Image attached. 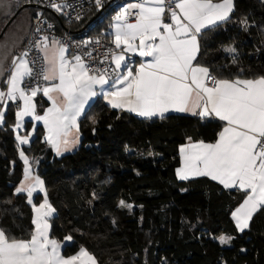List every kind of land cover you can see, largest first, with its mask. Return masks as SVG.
<instances>
[{"label":"trees","instance_id":"trees-1","mask_svg":"<svg viewBox=\"0 0 264 264\" xmlns=\"http://www.w3.org/2000/svg\"><path fill=\"white\" fill-rule=\"evenodd\" d=\"M18 1L19 6L29 3ZM199 44L197 61L217 78L264 77V0H234L230 19L204 30ZM5 87L3 80L1 90ZM36 101L41 113L46 103L40 97ZM15 122L10 105L0 127V229L29 240L34 211L27 194L16 193L24 165ZM78 126L80 144L71 153L55 155L40 127L21 147L25 155L40 159L37 173L55 209L50 237L58 242L72 238L62 256L83 248L97 264H264V208L247 230L238 232L231 215L245 194L206 177L181 181L176 175L180 147L214 142L221 129L217 120L142 119L98 101ZM44 198L36 194L33 203ZM121 201L131 210L120 207ZM224 235L232 238L229 247L219 243Z\"/></svg>","mask_w":264,"mask_h":264},{"label":"snow or ice","instance_id":"snow-or-ice-1","mask_svg":"<svg viewBox=\"0 0 264 264\" xmlns=\"http://www.w3.org/2000/svg\"><path fill=\"white\" fill-rule=\"evenodd\" d=\"M96 4L101 7V0H96ZM49 6L57 12L62 8L56 0H51ZM130 9H138L135 23L126 22L125 14ZM166 11L170 23L165 22ZM233 11L234 0H139L129 4L115 17L113 42L116 49H121V45L124 47L119 53L112 54V62L120 74L111 82L108 91L104 90L109 84L107 70L90 75L92 69L85 65L81 56L72 57L75 63H71L66 58L65 45L55 38L49 42L48 36H42L34 46L45 52L47 66L35 73L26 59L28 51L14 58V68L4 79L7 91H0V105L5 100L23 101L22 108L17 105V124L13 130L23 127L26 116L43 121L48 131L47 141L57 154L61 153L62 146L68 150L70 143L78 142V135L71 142L68 137L73 129L78 133L77 121L85 105L98 94L104 95L112 108L125 109L149 119L163 117L169 110L189 112L202 119L218 118L225 123L215 143H189L181 147L184 166L177 169V175L181 180L190 176L209 177L225 188L244 191L243 203L232 213L237 229L244 231L257 207L264 206V77L217 78L197 61L198 37L204 30L228 21ZM36 31L40 32V28ZM95 42L99 43V40ZM84 43L87 45L92 41ZM50 46L55 50L51 59L46 51ZM226 51L232 53L235 49ZM125 53L138 55L142 62L135 68L130 67L131 58ZM146 57L151 59L145 63L143 58ZM37 77L58 83L31 85L29 81ZM0 78H4L2 63ZM118 84L122 87L118 88ZM98 85L99 93L96 90ZM41 91L52 101V107L42 116L36 114L33 103V98ZM50 93L58 96L53 97ZM57 99L61 103L58 104ZM3 119V111H0V124ZM16 140L19 145L29 142L27 137L20 135ZM19 154L27 166L28 157L22 150ZM25 181L31 183L25 186ZM25 181L21 182L16 193L26 192L31 204L33 192L37 189L44 191L43 181L32 175L28 167L25 168ZM120 207L132 208L124 201L120 202ZM33 210L36 213L32 221L35 230L29 240L10 237L0 229V264H96L95 258L83 248L77 255L65 258L60 253L61 244L49 238V223L45 218L50 217L55 209L49 204L46 193L43 203ZM231 239L221 236L219 242L227 244Z\"/></svg>","mask_w":264,"mask_h":264},{"label":"built area","instance_id":"built-area-1","mask_svg":"<svg viewBox=\"0 0 264 264\" xmlns=\"http://www.w3.org/2000/svg\"><path fill=\"white\" fill-rule=\"evenodd\" d=\"M50 2L51 0H29L30 4L37 6V12L32 15L29 34L17 57L28 51L29 55L26 59L30 61L34 72L39 73L46 66L42 51L34 45L42 36H48L49 41L55 38L65 45L69 54L81 56L85 65L92 69L90 75H99L107 70L106 78L111 79L115 73L112 54L117 53L118 49L107 36L109 30L103 28L116 21L115 17L120 15L129 4L137 3L139 0H101L102 6L99 8L96 0H56V3L62 5L58 17L51 13L55 9L49 6ZM136 12L138 9H130L125 14L127 23L136 20ZM38 27L40 32L36 31ZM96 40H99V43H96ZM85 41L92 43L85 45ZM37 82L46 84L42 77L29 81L33 86Z\"/></svg>","mask_w":264,"mask_h":264},{"label":"crops","instance_id":"crops-1","mask_svg":"<svg viewBox=\"0 0 264 264\" xmlns=\"http://www.w3.org/2000/svg\"><path fill=\"white\" fill-rule=\"evenodd\" d=\"M27 4H29V3H27ZM25 5V4H24ZM23 6V5H22ZM22 6H19L18 7V9H20V7H22ZM24 10H28L29 12V14H28V18H25V21L23 22V23H21L20 21L19 22H17L16 21V18L7 26V28H6V30H5V32H4V34L2 35V37H0V41L1 40H9V38L11 39L12 37H16L17 38V42H16V44H15V47H14V51H13V56L15 57L16 55H18V53H19V51H20V49H21V47H22V45H23V43H24V41L26 40V38H27V36H28V34H29V31H30V26H31V18H32V15H33V10H35V12H37V9H31V8H29V9H26V8H24V9H22L21 11H20V13L22 12V11H24ZM19 13V14H20ZM55 17H58V13L59 12H57L56 10H54V11H52L51 12ZM18 14V15H19ZM17 15V16H18ZM9 21V19H8V17H7V21H5V22H3L1 25H0V32L2 31V29L5 27V25H6V23ZM136 22V20L135 21H132V22H129V23H135ZM165 22H171L169 19H168V13L166 12V14H165ZM116 23H117V21H114L113 23H111V25H110V28H109V35H110V39H111V41L113 42L114 41V32H115V25H116ZM120 23H124V21H121ZM207 30V29H206ZM198 40H199V37H198ZM51 41V40H50ZM49 41V42H50ZM114 43V42H113ZM137 44L139 43V41H137L136 42ZM114 45H115V43H114ZM41 47H42V45H41ZM124 47V45H121V49ZM121 49H118V52L117 53H119L120 51H121ZM199 49H200V44H199ZM47 51V55H48V57H49V59H51L52 58V56H53V54H54V49H52L51 48V46L49 47V49L48 50H46ZM199 52H200V50H199ZM42 55H43V59H44V55H45V52H43L42 51ZM66 58H68L70 61H71V63H75V61L74 60H72L71 58L72 57H74V55H71V54H69V52L67 51L66 52ZM198 55H199V53L197 54V58H198ZM125 56L126 57H130L131 59H130V67H132V68H135V67H137L138 66V64L140 63V62H142V58L141 57H139L138 55H136V54H134V53H125ZM150 57H146V58H143V62H148V61H150ZM45 62V61H44ZM195 63V62H194ZM114 64V70H115V73H114V75H113V77L111 78V79H109V84H107V85H105L104 86V90L105 91H108V90H111L110 89V85H111V82L113 81V80H115L116 78H117V76L120 74V72H119V70H116V65H115V63H113ZM45 66H47L46 65V63H45ZM14 68V65H12V67H11V69H10V72L12 71V69ZM6 78V76H5V72H4V78H0V82H1V80H3V79H5ZM106 79H108V78H106ZM50 83H58V81H54V82H47L46 81V84L45 85H48V84H50ZM6 85V84H5ZM6 87H7V85H6ZM5 87V88H6ZM21 87H22V85H21ZM117 87L119 88V87H122V85H117ZM96 90H97V92L99 93L100 92V86L98 85V86H96ZM1 91V90H0ZM50 95H52L53 97H57L58 96V94L57 93H50ZM38 97H40L41 99H43V101H45V103H46V106L43 108V111L41 112V113H39L38 112V109H37V101H36V99L38 98ZM7 101V102H6ZM17 101L18 102H16V103H11V102H9L8 103V100H5V104L7 103V105L5 106V111H6V108L8 107V106H12L14 109H15V116H16V109H19L18 107H17V105H19V107L20 108H22L23 107V101H21V100H19V99H17ZM98 101H100V102H102V103H104L106 106H108L109 108H111V109H115V110H119V111H121V112H125V113H128V114H132V115H134V116H137L135 113H132V112H128L127 110H125V109H117V108H112L111 106H110V104L108 103V99H106L105 97H104V95H102V94H98V95H96V96H94V97H91L90 99H89V101H88V103L85 105V110H84V112H83V114L79 117V119H78V121H77V124L79 125V121L84 117V115L86 114V112L88 111V109L93 105V104H95V103H97ZM33 103H35V105H36V114L37 115H44L45 114V112H46V110L48 109V108H50V107H52V101H50L47 97H45V96H43V92L41 91V92H38V94H37V96L36 97H34L33 98ZM57 103L59 104V103H61V101L59 100V99H57ZM5 104H3V105H5ZM3 105H0V108H1V106H3ZM169 115H172V116H194V115H192L191 113H189V112H176V111H174V110H169L168 112H166V113H164V115H163V117H166V116H169ZM137 117H139V118H142V119H149V118H145V117H140V116H137ZM163 117H160V116H156V117H152L151 119H153V118H163ZM195 117H199V116H195ZM199 118H201V117H199ZM204 119H207V118H204ZM211 119H215V120H217L219 123H221V129H220V131H219V133L222 131V128H223V126H224V123L225 122H222V121H219V119L218 118H211ZM27 122H30L29 123V126H28V128L25 130V132H23V131H21L20 133H19V135L21 136V137H27L28 138V143L27 144H24V145H22V147H25V146H28L31 142H32V140H33V138L36 136V132H37V129L40 127L41 129H42V133H43V140L46 142V144L53 150V152L55 153V155H57V156H62V155H65V154H68V153H71V152H73V151H75L78 147H79V144H80V140H81V135H80V132H79V130H78V133H77V130L76 129H73L72 130V133H71V135L68 137V139H69V141L71 142V141H74V140H76V137H77V135L79 136V139H78V142H76V143H74V144H72V143H70L69 144V146H68V150H64V148H63V146H62V149H61V153L60 154H57V152H56V150L51 146V144L50 143H48V141H47V136H48V131H47V128L45 127V125H44V123H43V121H38V120H34V119H32V117H30V116H26V117H24V121H23V124H24V126L26 125V123ZM17 124V117H16V122H15V125ZM219 133H218V135H217V138H216V140L214 141V142H212V143H215L216 141H217V139H218V137H219ZM189 143H200V142H189ZM189 143H186V144H184V145H182L181 147H183V146H186V145H188ZM204 143H206V142H204ZM181 147H180V149H181ZM180 149H179V157H180V166H179V168L178 169H180V168H182L183 166H184V164H183V159H182V155H181V152H180ZM29 157V156H28ZM35 162V164H39V162H40V159H38V158H36V160L34 161ZM35 169V168H34ZM34 172V171H33ZM33 174H35L36 175V173H33ZM176 175H177V171H176ZM177 178L179 179V177H178V175H177ZM194 178H199V177H196V176H190L188 179H186V180H190V179H194ZM206 178H209V177H206ZM210 179V178H209ZM179 180H181V179H179ZM212 180V179H211ZM22 181H25V177L23 176V179L21 180V182ZM181 181H185V180H181ZM21 182H20V184H19V187H20V185H21ZM215 182H217L218 184H220L218 181H215ZM31 183V181H25V186H27L28 184H30ZM221 185V184H220ZM223 188H225L223 185H221ZM225 189H228V190H236V191H239V192H241V193H243V194H245L246 195V193L244 192V191H242V190H238V189H236V188H225ZM26 193V192H25ZM38 194H41V193H38ZM34 195H36V194H33V196ZM243 203V202H242ZM241 203V204H242ZM240 204V205H241ZM239 205V206H240ZM238 206V207H239ZM237 207V208H238ZM236 208V209H237ZM262 208H264V206H258L257 207V209H256V211L252 214V217L254 216V214L257 212V211H259L260 209H262ZM235 209V210H236ZM234 210V211H235ZM233 211V212H234ZM53 215H54V212H53V214H52V216H50L49 217V220L53 217ZM231 217H232V215H231ZM252 217H251V219L249 220V225H250V222H251V220H252ZM34 219V218H33ZM232 220H233V218H232ZM233 222H234V224H235V227H236V222L233 220ZM35 226V225H34ZM249 228V226L246 228V229H244V231L245 230H247ZM50 229H51V226L49 225V229H48V234H49V238L50 239H52L51 237H50ZM236 229H237V227H236ZM237 231L238 232H243V231H239L238 229H237ZM60 244H61V249H60V253H61V255H62V248L66 245V244H69L70 243V241L69 240H67V241H65V242H59ZM80 251V250H79ZM79 251L77 252V254L79 253ZM77 254H75V255H77ZM90 254V253H89ZM97 264V263H96Z\"/></svg>","mask_w":264,"mask_h":264},{"label":"rangeland","instance_id":"rangeland-1","mask_svg":"<svg viewBox=\"0 0 264 264\" xmlns=\"http://www.w3.org/2000/svg\"><path fill=\"white\" fill-rule=\"evenodd\" d=\"M18 7H19V1L18 0H3V2L2 3H0V25L3 23V22H5V21H7V17H8V19H9V21L13 18V16L18 12ZM29 11L28 10H24V11H22L17 17H16V21L17 22H21V23H23L24 21H25V18H28V13ZM8 21V22H9ZM7 22V23H8ZM7 23H6V25H7ZM5 25V26H6ZM3 30V29H2ZM2 32V31H1ZM1 32H0V34H1ZM16 42H17V38L15 37H12L11 39L9 38V40H1L0 41V63H2L3 64V68H4V72H5V76L7 77L8 75H10V69H11V67H12V60L14 59V58H16L17 57V55L14 57L13 55V51H14V47H15V44H16ZM2 79V78H1ZM4 80V79H3ZM3 80H1V82H0V90H1V83H2V81ZM6 84V83H5ZM7 85V84H6ZM2 91V90H1ZM3 91H7V87L3 90ZM7 102V101H6ZM9 102H11L12 104L13 103H16V102H18L17 100H15V101H12V100H8V103ZM5 104V103H4ZM7 105V103L5 104V105H3V106H1V108H0V111H3V116H4V114H5V106ZM19 109H16V112L18 111ZM3 124V123H2ZM2 124H0V127L2 126ZM28 127H26V125L24 126V124H23V127L22 128H19V129H16L15 130V139H16V136L17 135H19V133L21 132V131H23V132H25V130L27 129ZM17 141V140H16ZM17 144H18V141H17ZM18 146H19V153H20V151L22 150L21 149V147H22V145H19L18 144ZM27 156V155H26ZM28 157V156H27ZM19 158H20V154H19ZM21 159V158H20ZM36 160V158L35 157H28V161H29V163H28V165L26 166L25 164H24V161L21 159V161L23 162V165H24V172H23V176L25 177V168L26 167H28V168H30V170H31V173H32V175H34V176H39L38 175V173H37V170H38V167H39V165H37V164H35V161ZM35 168V169H34ZM34 171V172H33ZM33 173H36V175L35 174H33ZM39 178L42 180V178L39 176ZM43 181V180H42ZM43 185H44V182H43ZM38 193H41L42 195H45V186H44V191L42 192V191H40L39 189H37L36 191H34L33 192V194H38ZM45 199V198H44ZM44 199L38 204V205H36V204H34L33 203V197H32V203H31V205H32V207H33V209H34V207H39V205L41 204V203H43V201H44ZM34 211V210H33ZM35 215H36V213L34 212V218H35ZM52 216V215H51ZM47 221H48V223H49V225L51 226V222H50V220H49V217H46L45 218ZM225 237H229V236H226V235H224ZM220 243V242H219ZM221 244V243H220ZM223 247H229L230 246V242L229 243H227V244H221Z\"/></svg>","mask_w":264,"mask_h":264},{"label":"water","instance_id":"water-1","mask_svg":"<svg viewBox=\"0 0 264 264\" xmlns=\"http://www.w3.org/2000/svg\"><path fill=\"white\" fill-rule=\"evenodd\" d=\"M24 8H26V9H29V8H31V9H37V6H35V5H33V4H25V5H23L22 7H20V9L18 10V12L13 16V18L7 23V25L3 28V30H2V32H1V34H0V37H2V35L4 34V32H5V30H6V28H7V26L17 17V15H18V13L22 10V9H24Z\"/></svg>","mask_w":264,"mask_h":264}]
</instances>
